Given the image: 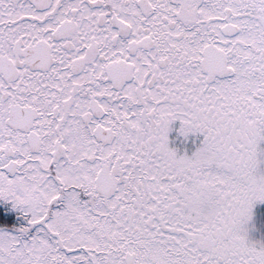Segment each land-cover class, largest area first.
<instances>
[{"label": "snow or ice", "instance_id": "1", "mask_svg": "<svg viewBox=\"0 0 264 264\" xmlns=\"http://www.w3.org/2000/svg\"><path fill=\"white\" fill-rule=\"evenodd\" d=\"M0 264H264V0H0Z\"/></svg>", "mask_w": 264, "mask_h": 264}]
</instances>
